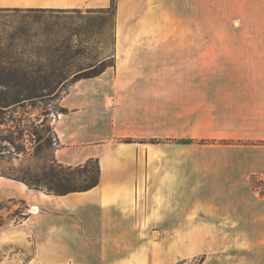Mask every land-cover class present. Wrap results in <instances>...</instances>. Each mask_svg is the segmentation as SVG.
<instances>
[{"label":"crops","instance_id":"obj_1","mask_svg":"<svg viewBox=\"0 0 264 264\" xmlns=\"http://www.w3.org/2000/svg\"><path fill=\"white\" fill-rule=\"evenodd\" d=\"M111 3L0 0L63 11ZM191 8L205 16L206 0ZM114 9V64L71 82L52 121L56 162L94 161L97 181L56 194L0 174V203L26 209L0 226V244L29 252L26 264H172L196 240L200 264H264V0H245L251 34L235 41L143 38L182 16V0Z\"/></svg>","mask_w":264,"mask_h":264},{"label":"rangeland","instance_id":"obj_2","mask_svg":"<svg viewBox=\"0 0 264 264\" xmlns=\"http://www.w3.org/2000/svg\"><path fill=\"white\" fill-rule=\"evenodd\" d=\"M196 1L182 0V16L175 15L168 27H154L152 34L142 33L143 38L208 42L245 40L251 34L252 27H247L251 17L244 14L245 0H206L205 16L187 13L193 11L191 7ZM113 12V9L28 11L0 5V95L22 99L0 105L1 175L36 183L34 189L51 193L84 189L94 181L93 162L73 169L56 162L52 121L60 112L58 99L71 82L114 64ZM189 75L192 85L196 75L192 72ZM10 125L12 135L7 131ZM2 204L0 226L11 227L26 211L18 199ZM189 245L191 254L172 264L204 261L197 241L190 240ZM22 252L19 264H26L29 252L0 244V262L13 260L12 254Z\"/></svg>","mask_w":264,"mask_h":264},{"label":"trees","instance_id":"obj_3","mask_svg":"<svg viewBox=\"0 0 264 264\" xmlns=\"http://www.w3.org/2000/svg\"><path fill=\"white\" fill-rule=\"evenodd\" d=\"M4 9H8V8H4ZM17 9V8H16ZM111 9H113V11L115 12V9H114V0H112V3H111V6L109 7V8H107V9H105V10H99V11H108V10H111ZM26 10H28V11H46V10H49V11H63V10H55V9H47V8H26ZM113 12V13H114ZM102 71V70H101ZM99 73V72H98ZM98 73H96V74H93V75H91V76H94V75H97ZM90 77V76H89ZM22 99H19L18 97H11V96H9V95H0V105L1 104H10V103H14V102H18V101H21ZM59 110L61 111V112H64L66 109L64 108V107H59ZM12 125H10L9 126V129H7V131H9V135H12L13 133H14V131L12 130V129H10V127H11ZM9 135H6V136H9ZM7 138V137H6ZM8 140V139H7ZM91 162H93L94 164H95V168H96V177H95V179H94V181L93 182H91V184L90 185H88L86 188H84V189H87V188H89V187H91V186H93L95 183H96V181H97V178H98V167H97V165H96V163L94 162V161H89L88 163H86L83 167H75V168H84V167H86L89 163H91ZM61 165V164H60ZM67 167V166H66ZM68 168H70V169H73V168H71V167H68ZM15 179H17V178H15ZM19 180V179H18ZM25 184H27L29 187H32V186H36L35 184L36 183H30V182H27V181H23ZM33 188V187H32ZM36 188V187H35ZM84 189H79V190H84ZM62 190H65V191H62V192H55L56 194H63V193H67V192H70V191H76V189H62ZM263 194H264V192H263ZM3 204L2 203H0V207L2 206ZM202 260V259H201Z\"/></svg>","mask_w":264,"mask_h":264},{"label":"bare ground","instance_id":"obj_4","mask_svg":"<svg viewBox=\"0 0 264 264\" xmlns=\"http://www.w3.org/2000/svg\"><path fill=\"white\" fill-rule=\"evenodd\" d=\"M31 211L32 212H35L36 211V208L35 207H31Z\"/></svg>","mask_w":264,"mask_h":264}]
</instances>
